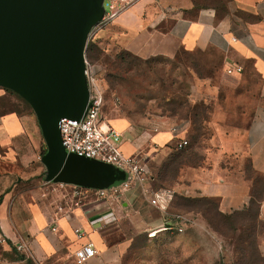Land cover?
<instances>
[{
  "label": "crops",
  "instance_id": "0c3cea01",
  "mask_svg": "<svg viewBox=\"0 0 264 264\" xmlns=\"http://www.w3.org/2000/svg\"><path fill=\"white\" fill-rule=\"evenodd\" d=\"M97 37L103 50L113 45L143 60H173L183 52L218 55L219 79L195 87L209 106L206 134L197 141L189 121L151 117L142 135L125 117L106 121L123 133L124 152L147 165L159 152L165 153L160 163L168 161L174 149L180 150L176 138H186L183 149L192 150L197 161L180 166L170 185L176 196L214 197L227 215L247 214L256 201L258 219L264 222V0H141ZM236 66L241 71L228 72ZM8 96L7 88L0 87V243L6 249L22 243L27 248L21 254L35 264H79L75 251L92 242L97 253L84 264H146L142 257L128 256L140 233L149 242L158 228L184 233L170 225L178 213L150 205L144 186L114 199H99L90 191L64 195L60 202L41 192L40 157L46 145L41 127L20 95V108L7 106ZM149 168L155 179L146 187L154 190L161 186L156 180L163 168ZM76 228L83 230L82 238ZM258 248L264 256V229Z\"/></svg>",
  "mask_w": 264,
  "mask_h": 264
},
{
  "label": "rangeland",
  "instance_id": "374dc122",
  "mask_svg": "<svg viewBox=\"0 0 264 264\" xmlns=\"http://www.w3.org/2000/svg\"><path fill=\"white\" fill-rule=\"evenodd\" d=\"M91 43L94 46L92 48L90 46L88 50L86 48V57L90 62L101 64L104 67L105 104L103 116L105 119L125 117L142 135L144 128L149 125L151 117H166L180 124L190 119L194 112L193 108L205 113L207 103L197 95L195 87L199 82L219 79L218 55L208 56L183 52L173 60L163 58L143 60L113 45L106 46L107 50H103L98 37L97 39L93 37L87 46ZM17 95L10 90L4 103L9 107L12 105L18 108L22 107V104L19 103L21 100ZM23 107H27L25 102ZM176 139L178 140V138ZM172 152L179 154L178 159H187V156L193 153L189 148L188 150L174 149ZM164 156L165 153L159 152L149 162L148 159L145 161L149 163L148 166L153 167L154 172H157L164 163L163 161L160 163ZM41 157L39 178L41 192L45 191L49 198L54 195L58 196L60 202L64 195L67 198L73 197L74 188L70 187L71 185L45 181V166L41 162ZM175 162L173 166H177L178 160ZM173 171L166 169L163 180L157 178L156 183L161 185L160 181H162L168 183L164 186H170L174 179ZM148 201L150 205L161 211L151 203L150 198ZM174 202L175 209L172 210L169 207L171 209L168 208L166 212L181 214L191 221V224L184 229V233L174 232L171 234L159 231L160 228H158L156 233L158 235L152 242L148 241L147 234L144 236V233H140L134 248L128 254L129 257H142L146 264H253L251 258L255 257V253L250 239L254 240L264 229L262 221L255 226L254 234H249L239 231L240 226H236L234 229L235 226H231L219 218L215 212V200L196 204L176 198ZM204 209L209 211L207 216L214 226L222 231L221 234L209 226L201 212H197ZM20 253L19 251L15 253L12 247L6 249L0 243V264H31L27 260L19 259L17 254ZM24 255L28 257L26 254Z\"/></svg>",
  "mask_w": 264,
  "mask_h": 264
},
{
  "label": "water",
  "instance_id": "95a60500",
  "mask_svg": "<svg viewBox=\"0 0 264 264\" xmlns=\"http://www.w3.org/2000/svg\"><path fill=\"white\" fill-rule=\"evenodd\" d=\"M104 11V0H0V87L37 116L47 182L98 190L129 179L121 167L68 152L59 129L62 118L81 119L90 106L86 48Z\"/></svg>",
  "mask_w": 264,
  "mask_h": 264
},
{
  "label": "built area",
  "instance_id": "2783aa9c",
  "mask_svg": "<svg viewBox=\"0 0 264 264\" xmlns=\"http://www.w3.org/2000/svg\"><path fill=\"white\" fill-rule=\"evenodd\" d=\"M139 1L141 0H104V15L100 22L92 28L89 41ZM103 70L104 67L101 64L92 63L86 57L85 74L90 88V106L81 119L64 117L59 121L62 142L70 153L96 158L125 169L129 173V179L120 187L113 189L97 190L73 186L74 193L75 195L82 196L85 192L92 191L95 192L96 198L114 199L119 198L135 186H144V192L149 196L151 203L161 211L166 212L175 197L176 190L174 188L151 190L146 187L150 175L149 166L138 155H127L124 152L122 147L124 143L123 133L110 125L103 116L105 104ZM233 71H241V67L228 68V72L231 73ZM172 130L177 134L179 133L176 127H173ZM177 138L179 140L177 143L178 149H182L189 144L186 138ZM175 216L181 220H187L181 214ZM164 227L172 229L170 225ZM55 229L53 228V230ZM175 229L181 232L185 228L180 225ZM75 232L79 238H82L84 235L81 228H76ZM26 248V245L22 243L16 245V249L20 252L26 250ZM96 253L94 244L87 242L75 251V257L79 264H84L94 257Z\"/></svg>",
  "mask_w": 264,
  "mask_h": 264
},
{
  "label": "trees",
  "instance_id": "16d2710c",
  "mask_svg": "<svg viewBox=\"0 0 264 264\" xmlns=\"http://www.w3.org/2000/svg\"><path fill=\"white\" fill-rule=\"evenodd\" d=\"M90 46L92 48V46H94V44L93 43L89 44L87 46V50L90 48ZM123 51L128 53V54H130V55H132L131 53H129V52L125 51V50H123ZM132 56H134V55H132ZM8 91H10V90H8ZM17 96H19V95H17ZM22 100L25 102V104L28 107H30L28 102H26L24 99H22ZM208 109H209V106L205 105V113H202L203 111H196L195 108H193L194 112L191 114L190 119L186 120V121H189L191 123L192 127H193V129H192L193 135L192 136L194 137V141H197L200 135L206 134V132H203V129L205 127V120L208 118ZM46 150H47V146L45 145L42 148L41 156L46 152ZM187 150H188V148H187ZM172 153L169 156V160L162 164L163 171L162 170L160 171L159 176L157 178L163 180V175L165 173V170L167 169V170H170V171L172 170L173 171V169H174L173 172L175 173L174 174V179H175L176 173L178 172L180 166L183 165V163H185V162L195 163L197 161V155H195L194 153H191L189 156H187V159H185V158L178 159L177 157L179 156V154L178 153H173L172 154ZM190 159H193L194 161H192ZM176 160H178V164H177V166H173V163ZM150 178H154L155 179L154 176L149 177V180H150ZM159 188H173V187L164 186L163 184H161V186L154 187V189H159ZM176 195L177 194H175V197H174V199L172 201L173 203H174V200L176 198H181V199L185 200L186 202H189V203L192 202V203H196V204H200L202 202L204 203L205 201L215 200L216 204H214V207H215V212L217 213L218 217L221 218L222 220L226 221L227 223H229L231 226H235L234 229H236V226H240L241 228L239 229V231H241V232L243 231L245 233H249V234L253 233L254 234V232H255L254 228L257 225V223L260 222V220L258 219V203L256 201H253V203L251 205V209L249 210V212L247 214L236 212V213H233L231 215H227V214H224L221 211H219L218 200L216 198H214V197H197V198H193V197H184V196H176ZM198 212H201V214L206 218L209 226L215 232H218L219 234L222 233V231L219 228L214 226V224L211 222L210 218L207 216L209 214V211L207 209L206 210L205 209L204 210H200V211L198 210ZM172 219L174 220L173 221L174 223H171L170 225H173L174 228H176L177 226H180V225L182 227H184V228H187V226H189L191 224V221H189V220H181V219L177 218L176 216H172ZM250 242H251L250 244L253 247V252L255 253V257L251 258V262L253 264H263L264 263V256L261 254V252H260V250L258 248V237H256L254 240L250 239ZM11 247H12L13 251H15V253H18V250L16 249L15 246H11ZM17 255H18L19 259H21V260L24 259V260H27L31 264H35L31 258L26 257L24 254L20 253V254H17Z\"/></svg>",
  "mask_w": 264,
  "mask_h": 264
}]
</instances>
